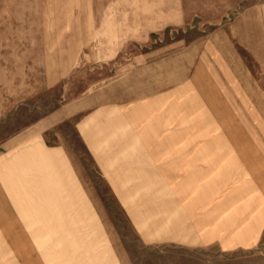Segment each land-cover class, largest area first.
Segmentation results:
<instances>
[{
    "label": "rangeland",
    "instance_id": "1",
    "mask_svg": "<svg viewBox=\"0 0 264 264\" xmlns=\"http://www.w3.org/2000/svg\"><path fill=\"white\" fill-rule=\"evenodd\" d=\"M178 142L264 190V0H0V264H264L157 240Z\"/></svg>",
    "mask_w": 264,
    "mask_h": 264
},
{
    "label": "crops",
    "instance_id": "2",
    "mask_svg": "<svg viewBox=\"0 0 264 264\" xmlns=\"http://www.w3.org/2000/svg\"><path fill=\"white\" fill-rule=\"evenodd\" d=\"M231 147L236 146L178 142L156 149L172 153L159 167L171 190L158 197L163 201L156 213L162 215V231L167 233L160 236L157 221V240L185 251L216 247L230 252L258 246L264 231L259 157L255 150L235 154ZM27 151L64 155L42 143Z\"/></svg>",
    "mask_w": 264,
    "mask_h": 264
}]
</instances>
